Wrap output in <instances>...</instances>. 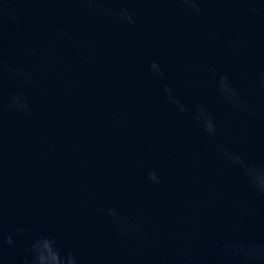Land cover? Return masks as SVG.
Wrapping results in <instances>:
<instances>
[{
    "label": "water",
    "instance_id": "obj_1",
    "mask_svg": "<svg viewBox=\"0 0 264 264\" xmlns=\"http://www.w3.org/2000/svg\"><path fill=\"white\" fill-rule=\"evenodd\" d=\"M35 257L264 264V0H0V264Z\"/></svg>",
    "mask_w": 264,
    "mask_h": 264
},
{
    "label": "clouds",
    "instance_id": "obj_2",
    "mask_svg": "<svg viewBox=\"0 0 264 264\" xmlns=\"http://www.w3.org/2000/svg\"><path fill=\"white\" fill-rule=\"evenodd\" d=\"M151 67H158V64H157L155 61H153ZM158 70H159V72H160V68H159ZM151 179H152L153 181H157V179H156V175H155V172H153V174H152V176H151ZM9 243H11L10 240H9ZM46 246H47V241H46ZM40 259H42V256L40 257ZM34 264H37V258H36V257H35V260H34Z\"/></svg>",
    "mask_w": 264,
    "mask_h": 264
}]
</instances>
